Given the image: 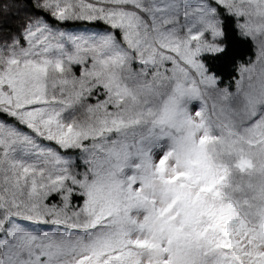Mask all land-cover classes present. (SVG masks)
<instances>
[{"label": "snow or ice", "instance_id": "6c2138e0", "mask_svg": "<svg viewBox=\"0 0 264 264\" xmlns=\"http://www.w3.org/2000/svg\"><path fill=\"white\" fill-rule=\"evenodd\" d=\"M192 100L264 136V0H0V264H145V178L97 160ZM228 223L210 264H264V219Z\"/></svg>", "mask_w": 264, "mask_h": 264}, {"label": "rangeland", "instance_id": "374dc122", "mask_svg": "<svg viewBox=\"0 0 264 264\" xmlns=\"http://www.w3.org/2000/svg\"><path fill=\"white\" fill-rule=\"evenodd\" d=\"M146 133L127 158L101 156L113 179L143 176L135 217L146 225L145 264H210L229 220L264 219V136L249 121L218 127L209 100L205 118ZM200 124L197 128L195 125Z\"/></svg>", "mask_w": 264, "mask_h": 264}]
</instances>
